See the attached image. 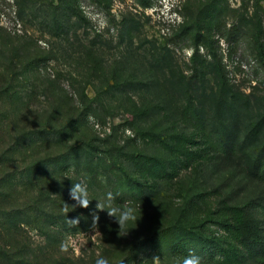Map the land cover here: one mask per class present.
I'll return each mask as SVG.
<instances>
[{"label":"rangeland","instance_id":"1","mask_svg":"<svg viewBox=\"0 0 264 264\" xmlns=\"http://www.w3.org/2000/svg\"><path fill=\"white\" fill-rule=\"evenodd\" d=\"M29 2L34 15L20 16L16 0H0L6 55L27 46L69 95L91 100L85 129L98 147L65 172L64 189L84 183L90 207H77L78 226L53 225L59 239L23 224L34 252L51 264H182L170 246L205 239L223 251L215 264H264L228 224L230 211L264 209V0H79L85 21L66 10L60 36L45 0ZM118 187L140 188L128 202L140 219L119 235L100 212L93 230L96 199ZM66 240L79 255L60 251Z\"/></svg>","mask_w":264,"mask_h":264},{"label":"trees","instance_id":"2","mask_svg":"<svg viewBox=\"0 0 264 264\" xmlns=\"http://www.w3.org/2000/svg\"><path fill=\"white\" fill-rule=\"evenodd\" d=\"M16 1L20 16L34 15L29 0ZM95 1L103 7L111 2ZM44 3L52 10L47 26L54 35L68 32L64 19L68 9L74 12L77 21H85L79 0ZM141 3L146 4V0ZM1 41L0 37V264H51L46 252L39 250L40 255L34 252L22 226L31 224L59 239V231L53 225L67 224L68 217L64 211L58 212L57 207L65 202L71 205L67 200L69 192L64 189L65 181H69L65 172L81 159L91 158L98 149L93 144L96 137L85 129L92 115L91 100L86 101L85 95L79 98L69 95L59 84V78L48 71L47 57L27 46L24 55L19 54L20 48L17 52L15 48L14 54L7 56L6 44ZM165 141L170 151L175 152V144ZM48 147L56 148L57 153L45 152ZM258 177L264 180V164ZM113 195L114 201L122 204L140 199L142 192L140 188L133 191L118 187ZM79 213V209L69 207L70 219L77 218ZM261 216L263 219L253 212L233 210L232 222L228 224L235 234L242 235L239 240L249 252L264 256V209ZM170 250L180 261L193 251L203 257L205 264H215L223 255L218 244L205 239L180 240Z\"/></svg>","mask_w":264,"mask_h":264},{"label":"clouds","instance_id":"3","mask_svg":"<svg viewBox=\"0 0 264 264\" xmlns=\"http://www.w3.org/2000/svg\"><path fill=\"white\" fill-rule=\"evenodd\" d=\"M69 196L71 200L75 201L74 204L69 205L67 202L64 204V214L68 217L66 223L69 226H78L80 223V218H72L70 219L69 207L71 206L73 209L77 207H81L84 209H88L93 201L90 199V194L88 187L84 183H73ZM116 197L112 192H108L105 194V197L101 199H96L98 201L95 205V209L91 212L92 216V229L95 230L100 221V212H106L108 217L113 219L115 223L119 225V235L121 233H126L128 235L129 225L137 224L138 218L136 214V209L130 207L127 202H123L121 206L116 207L113 206V201ZM60 251L63 253H74L75 255H79V249L75 248L74 244L69 243V241H63L60 244ZM96 264H109V260L104 257H100L96 260ZM152 264H162L161 258L159 256H154L152 258ZM182 264H205L202 256L197 255L195 252L190 251V253L183 258Z\"/></svg>","mask_w":264,"mask_h":264}]
</instances>
